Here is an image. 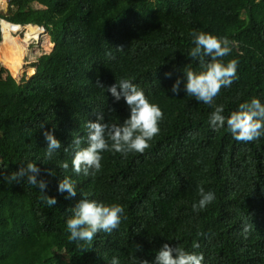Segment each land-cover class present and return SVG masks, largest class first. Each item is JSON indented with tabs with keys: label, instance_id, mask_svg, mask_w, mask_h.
Instances as JSON below:
<instances>
[{
	"label": "trees",
	"instance_id": "16d2710c",
	"mask_svg": "<svg viewBox=\"0 0 264 264\" xmlns=\"http://www.w3.org/2000/svg\"><path fill=\"white\" fill-rule=\"evenodd\" d=\"M0 15L45 26L53 43L16 73L0 59V172L35 162L46 194L57 200L48 206L26 177L9 184L0 176V264H110L113 257L136 264L134 256L153 262L165 242L203 253V264H264V137L236 141L226 127H210L214 106L187 96L183 83L178 95L171 92L188 63L198 70L188 51L190 33L202 30L226 36L233 51L225 60L238 61L237 78L214 105L228 116L254 96L264 102V0H8ZM97 77L105 85L130 79L163 119L142 154L104 152L99 172L77 175L72 141L86 139V122L96 112L117 123L129 115L123 98L96 86ZM41 124L56 126L62 144L51 160ZM64 176L74 181L75 197L58 192ZM201 185L216 199L194 212ZM82 193L124 209L119 228L98 233L91 245L70 241L66 229ZM249 214L254 226L245 235Z\"/></svg>",
	"mask_w": 264,
	"mask_h": 264
},
{
	"label": "clouds",
	"instance_id": "9594fccd",
	"mask_svg": "<svg viewBox=\"0 0 264 264\" xmlns=\"http://www.w3.org/2000/svg\"><path fill=\"white\" fill-rule=\"evenodd\" d=\"M192 44L188 51L190 61H197L198 70L188 63L184 69L183 81L177 77L171 86L173 95H178L183 83V92L189 97L209 106H214L210 113L209 124L214 130L227 128L233 139L240 142H252L264 137V102L257 97L239 103L238 107L231 111L228 116L223 114L222 104L214 105L222 88L232 85L237 78L238 61L231 57L233 51L232 42L226 36H217L207 31H193L190 33ZM117 50H123L117 47ZM111 56V52L107 53ZM171 76V73H166ZM95 84L98 88L105 89L115 101L121 98L125 101L129 115L122 122L106 121L103 112H96L95 119L88 120L85 124L87 130L86 139L80 136L74 137L72 141V171L84 176L94 175L102 168L104 152L119 153L127 157L130 153H143L150 147V141L159 134V123L163 119V112L156 104L149 101L142 88L130 79L122 78L119 82L105 85L99 77ZM109 111L114 109L109 108ZM42 135L46 141L45 160H51L53 155L62 148L61 141L54 135L56 126L46 129L44 124L40 125ZM69 151L68 147H63ZM64 170L69 168L66 161L60 163ZM48 175H55L50 169L45 170ZM5 176L8 183H19L27 178L29 184L36 186L48 206L53 207L57 200L54 196L46 194L47 181L41 177V169L35 162H28L18 166L11 175L0 172ZM58 192L67 193V198L75 197L77 189L70 176H64L58 181ZM199 199L192 204L194 212L205 209L215 201V193L206 191L201 185L198 186ZM71 215L66 220V229L69 240L72 242L82 241L91 245L95 236L100 233H111L118 229L124 213L123 207L118 203H105L96 199H90L88 193H82L81 199L70 208ZM250 218L251 215L249 214ZM126 218V217H125ZM254 226L245 219L243 233L246 235ZM81 251H87L82 245ZM198 242L193 243V248H199ZM135 251H143L142 245L136 243ZM136 264H203V253L190 252L183 247L170 245L165 242L157 250L154 261L133 257ZM110 264H119L116 257L111 259Z\"/></svg>",
	"mask_w": 264,
	"mask_h": 264
},
{
	"label": "built area",
	"instance_id": "2783aa9c",
	"mask_svg": "<svg viewBox=\"0 0 264 264\" xmlns=\"http://www.w3.org/2000/svg\"><path fill=\"white\" fill-rule=\"evenodd\" d=\"M7 6L8 0H0V13L3 12V10L7 8ZM18 25H25L28 27L32 24L13 23L0 15V34L3 38L7 39L6 43L4 42V39L0 43H3L4 45L14 44V41L11 38L15 35V27ZM34 26L37 27V32H31V30L29 29V33L21 36L22 41H24L28 49L24 54L21 53L23 55L22 59H28L27 62L35 61L38 57L41 56L40 54H38V50L41 46V43L44 42L46 36H48L49 34L48 29L45 26ZM19 65L21 66V64Z\"/></svg>",
	"mask_w": 264,
	"mask_h": 264
},
{
	"label": "bare ground",
	"instance_id": "6f19581e",
	"mask_svg": "<svg viewBox=\"0 0 264 264\" xmlns=\"http://www.w3.org/2000/svg\"><path fill=\"white\" fill-rule=\"evenodd\" d=\"M36 28L37 27L34 25L28 27L25 25H18L15 27V35L11 38L14 41V44H12L13 46L4 45L2 48L0 47L1 52L6 53L7 60L14 59L15 61L19 62V60L23 58L22 54H24L28 49L24 41H22L21 36L29 33L30 30L31 32H37L38 30ZM45 40L46 42L44 50L50 51L53 46V43L49 39L47 40V38H45ZM17 62L12 65L13 68L16 67Z\"/></svg>",
	"mask_w": 264,
	"mask_h": 264
},
{
	"label": "rangeland",
	"instance_id": "374dc122",
	"mask_svg": "<svg viewBox=\"0 0 264 264\" xmlns=\"http://www.w3.org/2000/svg\"><path fill=\"white\" fill-rule=\"evenodd\" d=\"M3 38V37H2ZM46 38H47V40L49 39L50 41H51V38H50V34H48V36H46ZM4 39V42L6 43L7 42V39L6 38H3ZM45 42H46V40L44 41V42H42L41 43V46H40V48H39V50H38V54H40V55H43V54H46V53H48L49 51L48 50H44L45 49ZM49 42V41H48ZM4 46V44L3 43H0V47L2 48ZM13 46V45H12ZM0 48V49H1ZM0 59H2L6 64H7V66H8V68L11 70V71H13V72H19V70H22V68L24 67V65L26 64L25 62H27V60L28 59H20L19 60V62H17V61H15L14 59H9V60H7V57H6V53H4V52H1V50H0ZM17 62V64H16V67L15 68H13L12 67V65H14V63H16ZM19 64H21V66L19 65ZM16 70V71H15ZM28 71L29 72H32V69H28Z\"/></svg>",
	"mask_w": 264,
	"mask_h": 264
},
{
	"label": "crops",
	"instance_id": "0c3cea01",
	"mask_svg": "<svg viewBox=\"0 0 264 264\" xmlns=\"http://www.w3.org/2000/svg\"><path fill=\"white\" fill-rule=\"evenodd\" d=\"M52 48H53V46H52ZM52 48H51V49H52Z\"/></svg>",
	"mask_w": 264,
	"mask_h": 264
}]
</instances>
